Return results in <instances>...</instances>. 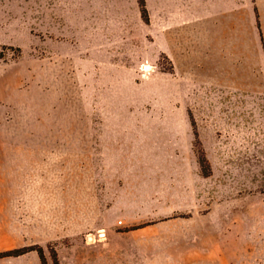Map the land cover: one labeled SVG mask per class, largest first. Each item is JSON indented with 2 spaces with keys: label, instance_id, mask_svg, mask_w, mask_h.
Returning <instances> with one entry per match:
<instances>
[{
  "label": "rangeland",
  "instance_id": "374dc122",
  "mask_svg": "<svg viewBox=\"0 0 264 264\" xmlns=\"http://www.w3.org/2000/svg\"><path fill=\"white\" fill-rule=\"evenodd\" d=\"M146 1L144 14L138 0H0L1 156L43 193L57 181L49 264H259L264 0H234L235 60L222 68L200 40V0L170 28ZM105 154L137 163L147 200L89 243L82 202L65 199Z\"/></svg>",
  "mask_w": 264,
  "mask_h": 264
},
{
  "label": "crops",
  "instance_id": "0c3cea01",
  "mask_svg": "<svg viewBox=\"0 0 264 264\" xmlns=\"http://www.w3.org/2000/svg\"><path fill=\"white\" fill-rule=\"evenodd\" d=\"M183 5L185 7L186 0H147L148 18L155 21L156 15L161 16L165 28L178 26L186 16ZM194 19L201 32L200 40L204 43L205 51H211L206 55L207 59H211L209 64L219 68L233 65L234 0H200ZM3 153L6 152L0 151V252L38 246L43 249L49 264L46 252L59 235L60 195L57 181L51 184L54 185L51 192L43 193L41 188H37L42 186L41 179L12 177L6 165L10 158L1 156ZM105 155L98 157V161L96 157H89L90 178L83 180L82 194H75L73 189L65 199L74 204L82 202V231L86 233L104 230L107 234L113 229L117 218L126 220L136 216L135 202L147 200V186L135 184L137 163L115 160L118 158L115 156L108 160ZM22 185L35 187L22 190L12 188ZM74 208V205H66L67 210ZM235 262L233 254L228 264ZM0 264L42 262L38 253L32 250L19 256L0 258ZM259 264H264L263 252L259 254Z\"/></svg>",
  "mask_w": 264,
  "mask_h": 264
},
{
  "label": "trees",
  "instance_id": "16d2710c",
  "mask_svg": "<svg viewBox=\"0 0 264 264\" xmlns=\"http://www.w3.org/2000/svg\"><path fill=\"white\" fill-rule=\"evenodd\" d=\"M138 2H139V5L141 7L142 13L146 14L144 0H138ZM32 250H34L38 253L42 264H46L43 249L41 247H38V246H28V247L13 249L10 251L0 252V258L19 256L21 254H24V253H26L28 251H32ZM51 256H52L53 264H58V261L56 259V255L54 253H52Z\"/></svg>",
  "mask_w": 264,
  "mask_h": 264
},
{
  "label": "built area",
  "instance_id": "2783aa9c",
  "mask_svg": "<svg viewBox=\"0 0 264 264\" xmlns=\"http://www.w3.org/2000/svg\"><path fill=\"white\" fill-rule=\"evenodd\" d=\"M140 70L143 72H149L150 66L147 64H142L140 67ZM105 231L104 230H98L95 234L87 233L85 236V240L89 243H94L96 241H103L105 239Z\"/></svg>",
  "mask_w": 264,
  "mask_h": 264
}]
</instances>
